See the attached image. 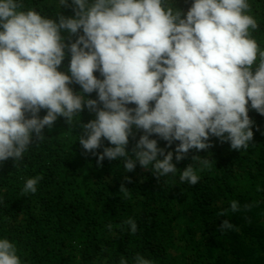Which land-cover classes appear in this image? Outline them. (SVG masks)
<instances>
[{
  "label": "clouds",
  "instance_id": "1",
  "mask_svg": "<svg viewBox=\"0 0 264 264\" xmlns=\"http://www.w3.org/2000/svg\"><path fill=\"white\" fill-rule=\"evenodd\" d=\"M58 7L73 14L48 18L24 0H0V162L18 165L61 117L79 129V144L98 166L122 158L126 172L138 162L158 180L179 173L193 186L211 161L193 155L179 171L166 152L174 142L177 162L211 148L212 137L231 150L250 147L249 111L264 116V48L249 0H191L186 11L171 0H58ZM85 109L95 116L87 123L77 119ZM141 131L129 152V138ZM42 179H26L21 194H35ZM119 191L131 199L123 184ZM229 210L240 211L239 202ZM124 225L137 232L133 218ZM233 228L227 219L220 225ZM0 264H23L8 238H0ZM132 264L152 261L137 253Z\"/></svg>",
  "mask_w": 264,
  "mask_h": 264
},
{
  "label": "trees",
  "instance_id": "2",
  "mask_svg": "<svg viewBox=\"0 0 264 264\" xmlns=\"http://www.w3.org/2000/svg\"><path fill=\"white\" fill-rule=\"evenodd\" d=\"M171 2L186 11L191 0ZM249 2L259 24L253 35L264 48V0ZM24 3L48 18L73 14L58 7V0ZM45 114L42 110L40 116ZM249 116L254 135L247 150H231L230 143L212 137L211 148L190 150L177 162L178 142L166 148L173 151L179 171L194 163L193 155L210 159L211 168L198 173L194 186L181 183L179 173L158 180L138 162L126 172L122 158H105L98 166L97 156L79 144V129L58 118L18 165L11 158L0 162V238L16 243L23 264H119L122 256L132 264L137 253L152 264H264V116L254 110ZM94 118L87 109L77 117L83 123ZM142 134L129 138V152ZM150 139L166 147L159 137ZM37 175L43 177L37 192L22 195L25 180ZM121 184L131 199L120 193ZM232 200L239 202L240 211L229 210ZM253 202L250 210L244 208ZM130 217L138 226L134 235L124 225ZM225 219L234 225L232 230H220Z\"/></svg>",
  "mask_w": 264,
  "mask_h": 264
}]
</instances>
